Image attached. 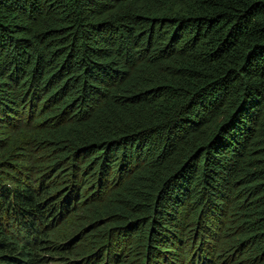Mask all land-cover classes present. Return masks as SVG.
I'll use <instances>...</instances> for the list:
<instances>
[{
	"label": "trees",
	"instance_id": "obj_1",
	"mask_svg": "<svg viewBox=\"0 0 264 264\" xmlns=\"http://www.w3.org/2000/svg\"><path fill=\"white\" fill-rule=\"evenodd\" d=\"M74 213L91 264H264V0H0V264Z\"/></svg>",
	"mask_w": 264,
	"mask_h": 264
},
{
	"label": "rangeland",
	"instance_id": "obj_2",
	"mask_svg": "<svg viewBox=\"0 0 264 264\" xmlns=\"http://www.w3.org/2000/svg\"><path fill=\"white\" fill-rule=\"evenodd\" d=\"M31 144H34V142L30 143L29 147L33 146ZM39 146L40 144H38V147ZM67 182L68 185L65 186L66 188H64V191L69 190L68 186L70 185V181L67 180ZM81 194H83V192H81L80 190L79 195L76 196V200L79 198V196H81ZM78 210L79 209L77 207L75 212L79 213L80 211ZM80 222H82L81 215L74 213L70 215L65 221H63L62 218L59 219V221H55V223L48 224L46 227H44L42 229L44 233L41 236L43 239H47V242H42V244H47L48 247L46 249L40 248L38 250L41 255H36L37 257H40L36 264H91L93 252L97 251L99 248H101L100 250L102 251H104L105 249L100 243H98V238L101 236L102 231H92V233H95L92 236L96 238H94L93 240L88 239L90 240L88 242L84 241L85 244L81 245L78 251H75L73 250L72 245H74L76 242L83 241V237H92L89 235L86 236L89 230L91 232L92 227H88L87 224L80 225ZM199 245H201L200 240L198 236H196L194 242L186 247V251L184 254L185 256L180 255V258H182L183 260L186 259L189 251L190 253L197 251ZM87 256H89V258ZM151 263L155 264L153 260L151 261L149 259L148 264Z\"/></svg>",
	"mask_w": 264,
	"mask_h": 264
}]
</instances>
